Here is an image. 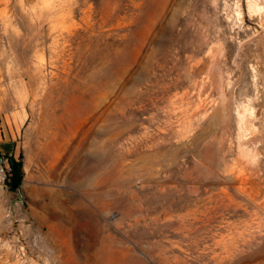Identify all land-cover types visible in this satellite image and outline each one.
<instances>
[{"label":"rangeland","instance_id":"obj_1","mask_svg":"<svg viewBox=\"0 0 264 264\" xmlns=\"http://www.w3.org/2000/svg\"><path fill=\"white\" fill-rule=\"evenodd\" d=\"M264 0H0V264H264Z\"/></svg>","mask_w":264,"mask_h":264},{"label":"built area","instance_id":"obj_2","mask_svg":"<svg viewBox=\"0 0 264 264\" xmlns=\"http://www.w3.org/2000/svg\"><path fill=\"white\" fill-rule=\"evenodd\" d=\"M12 155L0 152V184L8 186L12 178Z\"/></svg>","mask_w":264,"mask_h":264},{"label":"trees","instance_id":"obj_3","mask_svg":"<svg viewBox=\"0 0 264 264\" xmlns=\"http://www.w3.org/2000/svg\"><path fill=\"white\" fill-rule=\"evenodd\" d=\"M11 165H12V178L9 186L11 188H18L23 180V165L21 161H17L15 158H11Z\"/></svg>","mask_w":264,"mask_h":264},{"label":"water","instance_id":"obj_4","mask_svg":"<svg viewBox=\"0 0 264 264\" xmlns=\"http://www.w3.org/2000/svg\"><path fill=\"white\" fill-rule=\"evenodd\" d=\"M264 35H262V39H263ZM264 41V40H263Z\"/></svg>","mask_w":264,"mask_h":264}]
</instances>
